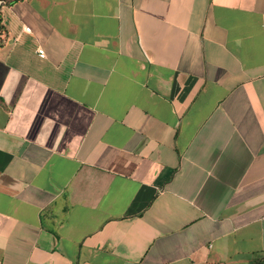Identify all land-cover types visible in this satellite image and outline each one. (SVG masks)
<instances>
[{"label":"crops","instance_id":"1","mask_svg":"<svg viewBox=\"0 0 264 264\" xmlns=\"http://www.w3.org/2000/svg\"><path fill=\"white\" fill-rule=\"evenodd\" d=\"M0 39V264H264V0H1Z\"/></svg>","mask_w":264,"mask_h":264},{"label":"built area","instance_id":"2","mask_svg":"<svg viewBox=\"0 0 264 264\" xmlns=\"http://www.w3.org/2000/svg\"><path fill=\"white\" fill-rule=\"evenodd\" d=\"M23 29L28 30L29 28H28V26H23ZM37 51H38L39 55H42V49L41 48H38Z\"/></svg>","mask_w":264,"mask_h":264},{"label":"trees","instance_id":"3","mask_svg":"<svg viewBox=\"0 0 264 264\" xmlns=\"http://www.w3.org/2000/svg\"><path fill=\"white\" fill-rule=\"evenodd\" d=\"M1 40V39H0Z\"/></svg>","mask_w":264,"mask_h":264},{"label":"water","instance_id":"4","mask_svg":"<svg viewBox=\"0 0 264 264\" xmlns=\"http://www.w3.org/2000/svg\"><path fill=\"white\" fill-rule=\"evenodd\" d=\"M1 1V0H0Z\"/></svg>","mask_w":264,"mask_h":264}]
</instances>
